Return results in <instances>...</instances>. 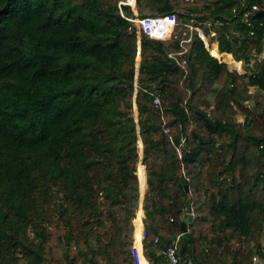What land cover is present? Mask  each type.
<instances>
[{
    "label": "trees",
    "instance_id": "obj_1",
    "mask_svg": "<svg viewBox=\"0 0 264 264\" xmlns=\"http://www.w3.org/2000/svg\"><path fill=\"white\" fill-rule=\"evenodd\" d=\"M120 1L0 0V264H136L146 184L151 264L180 234L193 264L264 262V17L252 37L240 0L138 1L180 31L196 15L240 73L198 35L176 62Z\"/></svg>",
    "mask_w": 264,
    "mask_h": 264
},
{
    "label": "built area",
    "instance_id": "obj_2",
    "mask_svg": "<svg viewBox=\"0 0 264 264\" xmlns=\"http://www.w3.org/2000/svg\"><path fill=\"white\" fill-rule=\"evenodd\" d=\"M138 1L139 0L120 1L119 8L121 11V16L126 18L128 21H130L133 24V26L138 30L139 39L141 34H146L149 37L154 38L156 40L167 41V42L172 41L174 39H180L181 51L169 53V57H171L178 63H179L178 56L188 54L190 43L194 41L196 35H198L204 40L207 48L210 47L208 41L205 40V37L207 36V32L202 28V26L199 25L201 21L196 15L192 14L189 18L188 23H186L187 29L180 31L179 29L180 20L177 13H168L157 16H141L137 11ZM125 5L131 6L133 10V15H127L125 13V11L123 10V6ZM240 5L242 8H239L237 6L233 8L232 10L233 15L235 18L237 17V20L240 21V23L244 24L247 27V34L253 37L256 35V29H255L256 26L255 23L253 22L252 17H255L256 13L261 9L258 7V5L250 4L247 0H240ZM263 26H264V22L261 21L260 27ZM234 34L236 35V37H239V39H241L242 37L241 33L236 31ZM210 35L212 36V38L215 37V39H212L213 41L212 43L216 44L218 47L219 45V41L217 39L218 33L216 31H212ZM228 37H230V35ZM262 40L264 44V34ZM238 43L240 44V41ZM140 54H141V50H139V57ZM252 57L255 60L264 59V47H263V51L260 53L257 51H253ZM140 59L141 57L139 58V62L137 63V69H136V78H135L136 93L138 89ZM220 61L222 60L220 59ZM239 63L243 64V61L240 60ZM233 69H236V67H233ZM236 70L240 73L245 72V70H242V68L239 67H237ZM161 97H162L161 93H156L154 95L155 104L159 105L161 103ZM166 132H168V129H166ZM145 216L146 215L144 213L142 218L143 220L142 238L139 241H137L136 234L134 232L132 252L136 264H151L150 259L147 256L144 247V240L147 237ZM181 236L182 234L178 235L175 241L171 245H169L168 248L164 251L169 261V264H193L191 259L184 257L181 253V249H182ZM257 259L259 260L258 264H264V262L261 261L259 256L255 257V260Z\"/></svg>",
    "mask_w": 264,
    "mask_h": 264
},
{
    "label": "rangeland",
    "instance_id": "obj_3",
    "mask_svg": "<svg viewBox=\"0 0 264 264\" xmlns=\"http://www.w3.org/2000/svg\"><path fill=\"white\" fill-rule=\"evenodd\" d=\"M137 11H138V8H137ZM139 13V12H138ZM211 34V32H209V33H207V36L205 37V40H207L208 41V44H209V48H210V50H211V54H212V49L213 48H216L217 49V51H218V53H219V55L220 56H216L217 58H219V59H221L222 61H226L227 63H228V65H229V67H230V69L232 68L233 69V67H236V69H237V67H239V68H242V70H245L244 69V66H243V64L242 63H239V61H236L235 60V58H234V56L232 55V54H230V53H223V52H220L221 50H220V48H218L217 47V45L216 44H213L212 42V39H215V37L214 38H212V36L210 35ZM220 50V51H219ZM213 55V54H212ZM214 56V55H213ZM139 58L140 57H138L137 58V63L139 62ZM245 72H246V70H245ZM244 72V73H245ZM251 90H252V92L253 93H257V92H259L258 90H257V88H255V87H251ZM261 92V91H260ZM259 92V93H260ZM213 97H214V95H212V99H213ZM137 114H138V112H137ZM136 117H138V116H136ZM141 148H142V146H141ZM142 156V155H141ZM141 164H142V162H140ZM139 163V164H140ZM144 165V164H143ZM146 187H147V184H146ZM146 187H145V189L142 191L141 190V188H140V206H139V208L141 207V205H142V207H143V200H144V195H145V191H146ZM139 210V209H138ZM143 212L144 213H146L144 210H143ZM137 214V213H136ZM145 222H146V216H145ZM263 241H264V236H263ZM255 257H257V256H255ZM255 257H254V261L256 262V264H258V259L257 260H255Z\"/></svg>",
    "mask_w": 264,
    "mask_h": 264
},
{
    "label": "water",
    "instance_id": "obj_4",
    "mask_svg": "<svg viewBox=\"0 0 264 264\" xmlns=\"http://www.w3.org/2000/svg\"><path fill=\"white\" fill-rule=\"evenodd\" d=\"M263 16H264V9L259 10V11L256 13V15H255V17L258 18V19L262 18ZM136 116H138V114H137V110H136ZM136 118H137V117H136ZM142 164H143V163H142ZM183 182H184V184H185V189H186V191L189 192V191H190V187H189V185L187 184V180L184 179ZM186 205H187V208H186V212H187V213H186V215L183 217V221H182V224H181V230H182L183 233L187 232V230H188V227H187V226H188V224H189L190 221H191V216H193L190 201H188V202L186 203Z\"/></svg>",
    "mask_w": 264,
    "mask_h": 264
},
{
    "label": "clouds",
    "instance_id": "obj_5",
    "mask_svg": "<svg viewBox=\"0 0 264 264\" xmlns=\"http://www.w3.org/2000/svg\"><path fill=\"white\" fill-rule=\"evenodd\" d=\"M204 41V40H203ZM205 43V42H204ZM205 46H206V44H205ZM218 47H219V45H218ZM207 48V47H206ZM220 48V47H219ZM207 50L211 53V50H210V48H207ZM220 51V50H219ZM220 52H222V51H220ZM223 53H226V52H223ZM231 54V53H230ZM216 57V56H215ZM219 59V58H218ZM237 61V60H236ZM226 62V61H225ZM227 63V62H226ZM228 64V63H227ZM142 142V141H141ZM145 168V167H144ZM140 208H142V210H144V208L142 207V205H141V207ZM145 211V210H144ZM138 213V212H137ZM145 215H146V213H145ZM137 216V215H136ZM135 232V231H134Z\"/></svg>",
    "mask_w": 264,
    "mask_h": 264
}]
</instances>
